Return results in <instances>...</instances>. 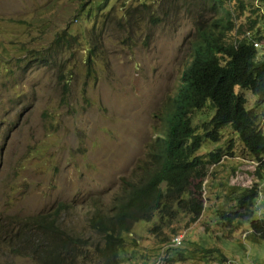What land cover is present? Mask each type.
<instances>
[{
	"label": "rangeland",
	"instance_id": "374dc122",
	"mask_svg": "<svg viewBox=\"0 0 264 264\" xmlns=\"http://www.w3.org/2000/svg\"><path fill=\"white\" fill-rule=\"evenodd\" d=\"M98 1L0 0V218H26L67 204L63 223L71 231L88 233L87 218L96 204L109 209L123 179H135L134 169L161 129L158 117L170 106L192 61L196 15L186 7L166 17L161 0H146L164 19L152 25L140 0L125 6L124 0H113L114 11L110 6L96 14L93 4ZM225 1L239 16L236 0ZM245 2L249 8L251 0ZM259 5L262 13L264 0ZM252 9V19L262 15ZM247 11L238 27L246 25ZM95 25L98 30L92 33ZM68 26L79 44L61 56L67 90L58 84L55 70L15 67L29 50L46 47ZM235 38L236 32L229 41ZM95 40L103 46L95 60L96 75L90 76L84 59ZM240 92L262 123L264 102L249 91ZM205 120L196 115V124ZM218 151L224 156L209 166L203 181L201 218L191 223L190 215L180 214L166 221L159 235L152 234L157 221L136 222L125 237L122 264H160L163 257L171 260L166 264H264L263 234L253 233L238 208L243 194L257 185L260 197L252 218L264 219V169L263 179L257 174L263 164L230 127L222 131L220 142L208 140L197 156L209 161L210 153ZM237 210L239 214L232 213ZM228 213L229 219L224 216ZM178 234L183 243L168 246ZM1 263L33 264L28 258L12 262L3 252Z\"/></svg>",
	"mask_w": 264,
	"mask_h": 264
},
{
	"label": "trees",
	"instance_id": "16d2710c",
	"mask_svg": "<svg viewBox=\"0 0 264 264\" xmlns=\"http://www.w3.org/2000/svg\"><path fill=\"white\" fill-rule=\"evenodd\" d=\"M112 1L95 2L93 5L98 8L94 12L103 13L110 6L114 11ZM140 1V6L150 12L152 25L164 20L157 10L148 7L146 0ZM253 1L248 8L245 0H236L242 17L248 9L246 25L238 27L241 17L235 16L225 0H161V11L166 17L182 7L195 13L197 40L193 44L192 61L181 75L175 97L158 117L161 129L150 143L144 161L133 171L135 179H123L122 188L109 209L103 210L102 205L96 204L86 222L89 234L71 231L63 223V215L69 211L67 204L26 218H0V252L4 256L12 262L28 258L33 264H122L125 237L133 231L136 222L157 221L152 230L156 235L161 234L166 221L180 214L190 215L191 223L197 222L205 210L203 181L209 166L219 163L224 156L222 151L210 153V160L206 161L197 153L208 140L220 142L222 131L228 127L238 134L245 150L263 164L257 171L263 179L260 171L264 169V121L261 123L259 115L247 108L248 99L240 92L249 91L264 102V52L254 44V40L264 43V14ZM251 7H254L253 14L262 15L252 19ZM127 15L135 17L132 11H127ZM97 30L95 25L92 33ZM234 32L236 38L230 42L229 36ZM76 44L79 38L68 26L57 32L46 47L29 50L15 67L24 72L34 66L55 70L58 84L67 90L68 79L61 56L72 51ZM94 44L84 59L90 76L96 75L95 60L102 51L103 41L95 40ZM199 113L206 120L198 125L195 119ZM259 197L260 190L255 185L243 194L238 208L250 220L253 233L263 234L264 238V219L252 218ZM232 213L239 214L238 210ZM232 213L224 214L225 218H231ZM173 244L171 239L167 245ZM161 252L164 256L163 249ZM163 262L171 260L165 261L163 257Z\"/></svg>",
	"mask_w": 264,
	"mask_h": 264
},
{
	"label": "built area",
	"instance_id": "2783aa9c",
	"mask_svg": "<svg viewBox=\"0 0 264 264\" xmlns=\"http://www.w3.org/2000/svg\"><path fill=\"white\" fill-rule=\"evenodd\" d=\"M259 4H263V0H256V6L258 8H260V5ZM262 13L264 14V10L262 11ZM247 36L250 37V34L248 33ZM254 44H255V47L257 49H260L261 51L264 52V43L263 42H259V41L254 40ZM182 238H183L182 236H179V237L175 238V240H174L175 243L177 245H180L181 244V241H182Z\"/></svg>",
	"mask_w": 264,
	"mask_h": 264
},
{
	"label": "clouds",
	"instance_id": "9594fccd",
	"mask_svg": "<svg viewBox=\"0 0 264 264\" xmlns=\"http://www.w3.org/2000/svg\"><path fill=\"white\" fill-rule=\"evenodd\" d=\"M259 50H260V49H259ZM204 211H205V210H204ZM179 236H182V237H183V238H182V241H181V244L183 243L184 236L178 234V235H176V236L172 239V242L174 243L173 245H171L172 247H178V246H179V245H177V244L175 243V241H174L175 238H177V237H179ZM126 246H127V242H126ZM125 249H126V248H125ZM125 249H124V251H125ZM124 251H123V252H124ZM123 252H122V254H123ZM122 262H123V261H122ZM228 262L235 263L234 261H231V260L228 261ZM231 263H230V264H231ZM160 264H161V263H160Z\"/></svg>",
	"mask_w": 264,
	"mask_h": 264
},
{
	"label": "crops",
	"instance_id": "0c3cea01",
	"mask_svg": "<svg viewBox=\"0 0 264 264\" xmlns=\"http://www.w3.org/2000/svg\"><path fill=\"white\" fill-rule=\"evenodd\" d=\"M231 261L238 262V260H231Z\"/></svg>",
	"mask_w": 264,
	"mask_h": 264
}]
</instances>
